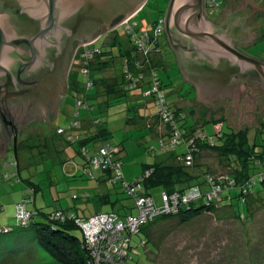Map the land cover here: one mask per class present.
<instances>
[{
  "label": "rangeland",
  "instance_id": "rangeland-1",
  "mask_svg": "<svg viewBox=\"0 0 264 264\" xmlns=\"http://www.w3.org/2000/svg\"><path fill=\"white\" fill-rule=\"evenodd\" d=\"M169 1L149 0L139 13L135 14L133 21L152 27L153 23L165 16ZM224 2L225 10L229 11L234 10L242 0H225ZM258 2H261L264 7V0H257ZM220 17L218 24L223 23L226 14L223 12ZM250 19L248 28L253 27L261 35L259 31L264 30V10L258 11L256 16ZM113 32L101 36L98 41L91 44V47H97L104 52H114V62L105 70L107 76H101V78L108 79V76L115 78L116 89L119 90L122 88L123 56L118 43L128 48V38L120 27ZM111 43H115L114 46ZM241 48L248 55L264 60V41L251 48L247 46H241ZM162 53L166 69L160 70L159 73L164 84H168V91H171L168 96L171 104L176 103L177 106H182L179 104L180 100L186 103L190 111V121L199 120L205 123V129L209 133L215 132L216 123L222 126L223 134L234 130L236 134L246 135L247 143L239 145L246 152H249L248 146L253 143L254 138L258 141V145H263L264 149V90L250 88L252 93H256L260 106L247 114H252V117L239 120L236 118L238 109L233 107L230 101H216L213 105L197 102L196 92L189 93L188 90L193 88L182 82L175 55L170 47L163 46ZM157 59L158 57L155 58ZM72 62L70 73L72 71L73 76H77L81 88L85 89L86 77L80 72H75L78 64L76 62L75 67ZM94 73H91L92 76ZM68 82L69 79H67ZM180 87H183L181 91H179ZM70 88V86L67 88L68 96L61 105L60 113L52 121L46 124H26L27 127L22 130L23 134L17 138L16 157L13 150L6 157L0 154V185L5 186L1 200L7 201L9 208L11 205L15 208L13 203H16L15 201L23 192L26 194L25 197H31L32 194L29 195L26 191L34 185L38 191L35 195L36 202L28 205L31 211L38 209L50 213L57 209H64L87 218L98 212L97 202L84 197L83 192L87 193V190H83V187L85 185L92 187L96 181L84 174L85 161L80 154V145L77 143L69 147L59 139V134L56 133L58 128L67 129L72 120L74 99L69 91ZM89 93L91 97L93 94L98 95L99 92L96 88L91 89ZM84 95L81 93L80 96L84 97ZM99 96L100 102L105 100L110 102L103 113H100L99 106H95L93 115L100 118L101 126L109 130V142L123 150L122 156L127 167L137 173L142 171L143 166L153 165L156 159H160L158 140L150 127L155 123L153 118L157 115L154 104L135 96L133 92L123 95L114 93L109 96V99H107L108 95ZM90 99L92 101L93 98ZM97 102L95 99L92 101L94 104ZM86 115V112L82 111L83 119H89ZM42 135L47 144L46 148L40 145L42 143L39 138ZM239 139L243 138L240 136ZM237 142L240 141L237 140ZM101 144L97 142L95 145ZM151 147H154L153 151L150 150ZM85 148L89 149V145ZM262 148L257 147V150ZM203 154L201 171L209 170L217 175L231 173V164L221 160L217 153H209V157H207L208 153ZM74 163L81 165V171L78 172L77 167L69 169L74 166ZM262 190V186L256 187L257 192ZM162 192V187L152 189L153 199L159 207L163 205ZM236 192L233 191L232 194L235 195ZM74 195L80 198L74 200ZM129 200H125L124 204H130ZM233 204L232 208L225 206L227 205L225 202L223 204L225 207H219L216 212L203 214L185 224L181 223L178 217L160 220L151 225L148 230L133 235L131 238L133 249L130 251L132 259L128 264H264V192L250 199L246 217L237 214L246 213V206L239 204L236 200ZM1 205L3 203L0 202V230L9 226L14 229L11 235L22 232L25 237L20 243H17L19 242L17 240L6 242L4 240L6 235L0 234V264H56L52 257L38 245L32 229L16 227L18 224L15 218L16 210L13 214L10 210H2ZM116 209L120 215L125 213L121 207ZM102 210L112 211L111 205L104 204ZM134 213L136 214L135 210ZM35 219L39 223L48 222L42 215H37ZM73 232L83 237L81 230L73 229ZM4 251L9 255H6ZM23 251L29 252L20 253ZM3 253L7 259L6 262L1 256Z\"/></svg>",
  "mask_w": 264,
  "mask_h": 264
},
{
  "label": "water",
  "instance_id": "water-1",
  "mask_svg": "<svg viewBox=\"0 0 264 264\" xmlns=\"http://www.w3.org/2000/svg\"><path fill=\"white\" fill-rule=\"evenodd\" d=\"M148 1L0 0V154L16 120L47 116L65 98L76 43H93L101 28L115 30ZM204 7V0H170L165 32L197 102L231 99L236 108L251 87L264 90V61L237 46L252 42L247 19L263 9L243 0L216 24ZM13 145L16 153L17 138Z\"/></svg>",
  "mask_w": 264,
  "mask_h": 264
},
{
  "label": "trees",
  "instance_id": "trees-1",
  "mask_svg": "<svg viewBox=\"0 0 264 264\" xmlns=\"http://www.w3.org/2000/svg\"><path fill=\"white\" fill-rule=\"evenodd\" d=\"M158 22V21H157ZM155 22V23H157ZM154 24V23H153ZM143 25V24H142ZM145 29H151L152 27L143 25ZM122 30L123 27H120ZM124 32V30H123ZM114 33V32H112ZM127 36V33L124 32ZM164 37V32H163ZM161 39V46L163 48V41L164 38ZM114 38H116L114 36ZM117 40V39H116ZM115 40V41H116ZM114 44L115 43H111ZM121 47V55L122 62L125 58L132 59V48L130 46L129 40H128V48H124L120 43H118ZM80 46L79 43H76L75 49H77ZM110 46V45H109ZM98 49L97 47H95ZM100 54L96 55L94 60H92L89 63V70L90 75L87 77L84 74L85 78V84L86 88L82 89L81 84L77 79V76H73V72L71 71V75L69 78V86L71 96L74 99V112L72 116L71 123L67 129L58 128L56 130V133L58 134L59 130H62L63 133L59 134V139L63 140L64 143H66L69 147L73 144H79L81 147L80 154L82 155L84 161H85V169L88 170L85 172V175L91 179V180H97V178L94 175V171L101 172L103 174V177H106L107 183L116 189H119L120 192L123 195H126L128 199H132L134 202V207L136 209L137 214V208H136V201L138 197H145V198H151L152 196V189L155 187H162L163 192L162 194L166 193L168 195L173 194H179L181 197L188 195L191 192H198L199 197L192 203L188 205H184L179 209V212L175 215L171 216H163L156 220L154 223L143 227L139 233H141L144 230H148L151 225L156 224L160 220H165L167 218H173L178 217L180 222L185 224L188 222H191L195 218L203 215V214H212L217 211L219 207H234V200H236L239 204L246 206V213L239 212L237 214L241 215L242 217H246L249 210V202L252 197L256 198L261 193L264 192V149L262 148L263 145H258V141L254 138V141L252 144H249V152L244 151L242 148L239 147V145L243 143H247L246 135L236 134L234 130L231 133H222V129L220 125L215 123V132L209 133L205 129V123L203 125L198 124H192V125H186L188 115L181 109L174 108L173 104L169 101V92L168 91V84H164L162 79L160 78V70H165V66L163 62H153L152 67L150 69H154L153 71L157 72L158 78L161 82L160 87L164 91L166 95V101L168 104L169 111L171 112V115L174 116V122L177 124V126L180 128V130L184 131V134L179 138V144L172 145L173 135H170V124L166 125V123L163 122V120L160 117V112L158 110V107L156 105V98L154 96L145 97L144 94L148 91L149 87L148 84L145 83L141 86H139L138 89L134 91H127L125 87V81L123 76V63H122V88L118 90V92H115L114 89L117 88V83L110 79H100L95 74L96 72L100 71V69L109 68L112 66L114 62V58L112 56V53L109 54L107 52H104L100 49ZM76 51V50H75ZM163 57V56H162ZM104 58H106L104 60ZM161 64V65H160ZM75 72H80L79 68L76 67ZM93 76L91 73H93ZM81 74V72H80ZM93 84V89H98V95L93 94L90 96V89L87 90V83ZM144 86L146 89H144ZM100 87L107 88L106 91H100ZM141 91V96L146 101L152 102L157 110L156 118L161 122V124L168 127V131L166 134V137L159 139L158 141V152L163 155H167V160L155 162L153 165L148 166L144 169V172L142 175L135 179L134 181H138L140 179H143L145 177L146 173H149L152 171L151 175L147 178H144L141 182V190L136 194H130L129 190H127L125 187H122L121 182H116L114 180V172L112 170L114 164L113 163H122V172L124 167V162L121 157L122 150H118V147H114L110 142V132L107 128L101 126V119L93 115V112L95 110V106H99L100 113H103L110 102V100H105L104 102L99 100V95H108L112 96L114 93L117 94L121 92L119 95L132 93ZM113 92V93H111ZM81 93H84V97H81ZM105 93V94H104ZM92 101L95 99L98 101L97 103H92ZM83 102L87 108L82 109V106H77L78 102ZM82 111L87 112L88 114H91V120L90 125L88 128L93 127V133H86L84 129L82 120ZM184 115V118L181 116ZM77 123L78 125H75L74 123ZM101 126V127H100ZM218 126V127H217ZM200 133V137H196V135ZM71 135L72 139H69L68 136ZM242 137L243 139H239V137ZM238 138V139H237ZM240 141L239 143L237 142ZM101 142L102 144L98 147H94L95 143ZM212 143H215V145H212ZM220 143V144H219ZM89 145V149H86L85 146ZM109 146L113 151V160L114 162L109 163L106 167L103 165L100 166L99 169H95L92 165V161L95 158H99V149L103 146ZM18 146V144H17ZM257 147H261V150H257ZM86 149L87 153H84L83 150ZM15 152L14 145H12L11 148ZM194 150L193 153V162L191 164H188L187 161V155L189 150ZM11 150V151H12ZM116 150V152H114ZM151 151L154 150V147L150 148ZM203 151H211L214 153H217L220 157V159L223 161L228 162L231 164L230 168L231 173L227 172L226 175L229 180H226L222 185L223 188V195L221 198V201L215 200V198L210 199V195L213 192V185L212 183L215 181L218 183V177L220 176L212 173V171H201V166L197 163L198 160H200L201 153ZM16 153H17V147H16ZM15 153V157L17 154ZM106 160V158H105ZM116 161V162H115ZM111 165V166H110ZM124 174V173H123ZM16 175V174H15ZM212 179V181H211ZM126 181L133 183L134 181H129L125 178ZM197 181V183H195ZM229 181H233L231 185H228ZM220 182V181H219ZM221 183V182H220ZM262 186L263 190L261 192L256 191L257 186ZM32 187L29 188L26 193L31 195V197H25L20 202H18L15 205L16 215L15 218L17 220V207L21 204H25L26 210L31 212L33 222L29 224L26 227L20 226L17 224L16 227L23 228V229H32L35 232L36 240L38 245L44 249L55 261L56 264H90L91 262V254L90 251L86 248L84 234L82 230L75 224L73 219H65L62 220L60 218H56L54 213L62 212L63 214L70 215L73 214L76 217L87 220L90 217H81L77 214H75L73 211L64 210V209H57L50 213H45L41 210H34L31 211L28 208V205L31 202H35V195L37 190V187L34 185H31ZM151 191V192H150ZM233 191H237L235 195L232 194ZM226 193V194H225ZM162 194H161V202H162ZM86 195L90 196V193H86ZM78 195L74 196V200L78 199ZM154 200V199H153ZM29 202V203H28ZM155 202V201H154ZM227 203V205H223L224 203ZM156 204V203H155ZM197 204V205H196ZM157 205V204H156ZM99 213H115L121 218H126L128 216L136 215V214H129L125 216H121L116 212H97L92 216H95ZM54 214V215H53ZM37 215H42L47 219V223H39L36 221L35 217ZM55 217H53V216ZM91 216V217H92ZM53 217V218H52ZM73 229H79L81 230L83 237H80L79 235H76L73 232ZM12 227H6L4 229L0 230V234H10L13 232ZM138 233V234H139ZM137 235V234H135ZM133 236V235H132ZM131 236V238H132ZM131 238L129 242V249H128V256L126 259L125 264H128V262L132 259L130 255V251L133 249L131 246ZM20 243V242H18ZM25 250V248H24ZM11 251V250H10ZM9 251V252H10ZM5 252V251H4ZM13 252V251H12ZM24 252V251H23ZM20 252L22 254H25L26 252ZM7 253V252H5ZM6 255H9L8 253ZM12 255V254H11ZM1 256H3L5 262V254L3 253ZM13 258V257H12Z\"/></svg>",
  "mask_w": 264,
  "mask_h": 264
},
{
  "label": "built area",
  "instance_id": "built-area-1",
  "mask_svg": "<svg viewBox=\"0 0 264 264\" xmlns=\"http://www.w3.org/2000/svg\"><path fill=\"white\" fill-rule=\"evenodd\" d=\"M222 5L223 0H206V16L209 19L213 17L222 8ZM134 16L121 25L124 28V32L127 33V38L133 50L132 59L127 57L122 62L125 87L127 91H134L139 86L145 83L148 84L149 89L144 96H154L156 98L155 101L161 119L166 125L170 124V135H173L172 145L179 144V138L184 134V131L180 130L173 120L174 116L169 111L166 95L160 87L161 82L157 72L153 71L154 69H150L153 62H156L155 58L163 56L161 39L163 37L165 19L164 17L161 18L149 30L145 29L141 23L133 21ZM94 43L79 46L76 49L72 62L75 67L77 62L79 71L87 77L90 75L89 63L94 60L96 55L101 53L98 49L91 47V44ZM92 88L93 84L88 82L87 90H91ZM77 106H82V109L87 108L81 101L78 102ZM181 117L184 118V115ZM74 124L78 125L76 122ZM62 133V130L58 131V134ZM200 136V133L196 135V137ZM68 138L72 139L71 135ZM212 145H215V143H212ZM112 151L107 145L101 147L99 149V158H95L91 162L93 167L99 169L102 165L106 167L109 163L114 162ZM83 152L87 153L86 149ZM193 153L194 150L192 149L188 151V164L193 162ZM113 164L114 180L121 182L122 187H125L133 195H136L141 190L142 180L149 177L152 173V171L146 173L143 179L130 183L125 180L122 172V163ZM226 180H229L227 176L220 174L218 183L215 181L212 183L213 192L210 195V199L215 198L218 202L221 201L224 191L220 184H223ZM232 183L233 181H229L228 185ZM198 197L199 193L196 191L182 197L179 194L168 195L164 193L162 194L163 205L161 207L157 206L151 198L138 197L136 201L137 214L126 218H121L115 213H99L87 220L80 219L73 214L67 215L66 213L65 215L62 212L54 214L56 218L62 220L73 219L75 224L82 230L86 248L91 254L90 264H125L132 235L138 234L143 227L154 223L163 216L177 214L182 206L194 202ZM32 215L31 212L26 210L25 204L19 205L17 207L18 225L26 227L31 224L33 222Z\"/></svg>",
  "mask_w": 264,
  "mask_h": 264
},
{
  "label": "crops",
  "instance_id": "crops-1",
  "mask_svg": "<svg viewBox=\"0 0 264 264\" xmlns=\"http://www.w3.org/2000/svg\"><path fill=\"white\" fill-rule=\"evenodd\" d=\"M225 0H223V3H224V5H222V8L213 16V17H210V20L211 21H214L215 20V22L218 24V20H220V16L223 14V12L226 14V18H225V20L224 21H227V15H228V10H225V7H226V4H225V2H224ZM243 1V0H242ZM254 1V0H253ZM255 2V5L256 6H258L257 5V0H255L254 1ZM242 3V2H241ZM241 3L240 4H238V5H236V7H235V9L234 10H232V9H230L229 11L231 12V13H235L236 11H239L238 9L239 8H237L238 6H240L241 5ZM225 10V11H224ZM139 13V12H138ZM258 12H255L251 17H255L256 16V14H257ZM217 14H219L218 16H216ZM250 17V18H251ZM247 19V23H246V26H248V22H250L251 21V19ZM223 21V22H224ZM247 29L248 30H250V33L252 34V42H248V43H245V42H243L241 45L242 46H247V48H251V47H254V46H256L257 44H261V42H263L264 41V30H260L259 32L261 33V35H259V33H257V30H255L253 27H250V28H248L247 27ZM262 31V32H261ZM110 34V33H109ZM106 35V34H105ZM99 38L100 37H98V39L96 40V41H98L99 40ZM96 41H94V42H96ZM107 43H108V40H107ZM163 46H165V44H164V42H163ZM111 48H113V46H110ZM129 49V48H128ZM113 51V50H112ZM108 54L110 53V52H107ZM113 55V57H114V52H111ZM256 57V56H255ZM257 58V57H256ZM106 58H104V60H105ZM259 59V58H258ZM260 60H262V59H260ZM157 61L160 63V62H163V57H161V58H158L157 59ZM264 61V60H263ZM161 65V64H160ZM107 68H104V69H100V71L99 72H96V76L98 77V78H100V79H105V78H101V76H107L106 75V70ZM71 75V74H70ZM108 79H110V80H112V81H114L115 80V82L117 83V80L115 79V78H112V77H110V76H108ZM114 79V80H113ZM181 86V85H180ZM182 88L183 87H180V90L179 91H181L182 90ZM106 89L107 88H103V87H100V91H106ZM144 89H146V87L144 86ZM116 90V91H115ZM192 91H190V90H188L189 91V93H191V92H195V90H193V89H191ZM114 91L115 92H118V89H114ZM173 92H175V91H173ZM173 92L171 93V94H173ZM111 93H113V92H111ZM121 92H119V93H117V94H120ZM134 94H135V96H137V97H142L141 96V91H137L136 93L135 92H133ZM105 94V93H104ZM179 98H182V97H180L179 96ZM228 101H230L231 103H232V100L231 99H227ZM179 104L180 105H182V106H177V104L176 103H173V106H174V108H176V109H181V110H183L185 113H187V115H188V119H187V123H186V125H192V124H198V126L199 125H203V123H201L199 120H195V121H193V120H191L190 121V118H191V116H190V111H188L189 110V108L186 106V103H184V102H182V100H180V102H179ZM62 105V104H61ZM61 105H60V107H59V111H58V114L60 113V111H61ZM86 116H89V119H83L82 118V120L84 121V123H83V126H84V129H86V128H88V126L91 124L90 123V120H91V117H92V115L91 114H88L87 112H86ZM194 116V115H193ZM153 120L155 121V123L153 124V125H150V127H151V129L153 130V134L155 135V138H157V140L159 141V139H161V138H164V137H166V134H167V131H168V127L167 126H165V125H163V124H161V122L155 117V118H153ZM93 127H91V129H90V127L87 129V130H85V132L86 133H93ZM44 135H42L39 139L41 140V143L42 144H40L41 146H43V147H45L46 148V141H45V139H44V137H43ZM13 140L11 139L10 140V143L12 142ZM43 141V142H42ZM60 141V140H59ZM61 141H63V140H61ZM99 143V142H98ZM96 144V143H95ZM94 147H98V145L96 146V145H94ZM12 148V146L9 144L8 145V147H7V151L6 152H4V153H2V154H4V155H6L7 156V154L12 150L11 149ZM118 150L120 151V148L118 147ZM122 152H123V150H122ZM203 153H208L207 154V157H209L208 155H209V153H212V152H208V151H203L202 153H201V157H200V160H198V164L200 165V166H202V156H204V154ZM158 154H159V157H160V159H156V162H160V161H165V160H167L168 158H167V155H163V154H160L159 152H158ZM121 155V157H122V159H123V162H124V167H123V173H124V176H125V178L127 179V180H129V181H134L135 179H137V178H139L141 175H142V173L144 172V169L145 168H147L148 166H143L142 167V171H139V172H137V173H134L133 171H132V169L130 168V167H127V165H126V163H125V161H124V158H123V156H122V153L120 154ZM158 157V156H157ZM168 161V160H167ZM80 166L81 165H79V164H77V163H74V166L73 167H69V169H75L76 167H77V170H78V172L79 171H81V168H80ZM150 166V165H149ZM79 167V168H78ZM86 171H88V170H86V169H84V174H85V172ZM67 172L68 173H70L71 174V172L69 171V170H67ZM94 175H95V177L97 178V180H94V181H96V183L94 184V185H92V187H88V185H85L83 188V190H87V194L88 193H90V196L88 195H86V191H84L83 193H85V195H84V197H87L86 199H94V201L95 202H97V205H99V207H98V212H104L103 210H102V208H103V205L104 204H110L111 205V208H112V211H109V212H116V213H118L117 212V209H116V207L118 208H123L124 209V214L122 215L121 214V216H125V215H129V214H135L134 213V210L136 211V209H135V207H134V202H133V200L132 199H130L129 201H130V204H124V201L125 200H128V198H127V196L126 195H123L121 192H120V190L119 189H116L115 187H113V186H111V185H109L108 183H107V179H106V177H103V174L101 173V172H97V173H95L94 172ZM5 188V186L4 185H0V189H1V192H0V202L1 203H3V205H1V208H2V210H5V211H8V210H10L13 214H14V212H15V208H13V205H11L10 206V208L7 206V201H2L1 200V198H2V195L4 194L3 193V189ZM151 192V191H150ZM25 193L23 192V194L21 195H19V198H17V201H15L16 203H13V204H17L18 202H20L23 198H25ZM75 196V195H74ZM80 197H78V199H79ZM78 199H76V200H78ZM35 202H36V199H35ZM34 202V203H35ZM15 205H14V207H15ZM35 206H36V204H35ZM30 210V209H29ZM118 210H120V209H118ZM10 213V212H9ZM8 213V214H9ZM119 215H120V213H118ZM4 220H6L5 218H4ZM9 227V226H8ZM6 236H4V240L6 241V242H10V241H13V240H17V241H19V242H21V241H23V239H24V234L22 233V232H19V233H13L12 235L11 234H5ZM18 243V242H17Z\"/></svg>",
  "mask_w": 264,
  "mask_h": 264
},
{
  "label": "flooded vegetation",
  "instance_id": "flooded-vegetation-1",
  "mask_svg": "<svg viewBox=\"0 0 264 264\" xmlns=\"http://www.w3.org/2000/svg\"><path fill=\"white\" fill-rule=\"evenodd\" d=\"M205 1L206 0H204V5H205ZM257 5L260 6L264 10V7L262 6V3L261 2H258ZM165 16H166V12H165ZM165 16H164V19H165ZM121 25H122V23L115 30H117L119 27H121ZM115 30H113V31H115ZM113 31H108V30H105L104 28H101V31L98 32L97 35L99 36V35H103V34H108V33H112ZM105 32H107V33H105ZM163 38H164V41L163 42H164L165 46L166 45L169 46L170 49H171V51L175 55L176 64H177V67H178L179 74H180V76L182 78V82L185 83V84H187L188 86H190V88H193L195 90L196 94L198 95L197 87L190 80H188L184 76V74L181 72V70H180V60L178 59L177 54H175V52L173 51V49L171 48V46L169 44V40H168V37H167L166 32H165V23H164V37ZM237 46H238V48L241 51L244 50V49L241 48L242 45L237 44ZM70 74L71 73H70V70H69L68 79L70 78ZM68 87H69V82L67 83V88ZM251 88H254V87H251ZM259 89H261V88H259ZM189 90L192 91L191 89H189ZM67 96H68V92L66 90L65 91V98L56 107L57 109H53L52 107H50L49 114H47V116H44V117H42L40 115H33V116H31V119H30V121L27 124L28 125H32L33 123L46 124V123H49L50 121H52L57 116L58 111H59V107L63 103V101L66 99ZM198 99H199V97H198ZM217 101L226 102L228 100L227 99H224V100L223 99H219ZM214 103H211V105L214 104ZM231 105H233V103H231ZM257 106H260V102H259V100L257 98V95H256V93H252L250 91V89H249V92H246L244 95H242L240 104L238 105V107H236L238 109V113L236 114V118L239 119V120H241V118L243 119L244 117H252V114H250V115H247V114L248 113H252ZM25 127H27V125H26V122H23V120L22 121L16 120L14 122V124L11 126L12 129L11 130L9 129V132L11 133V136L10 137H12V140H13L11 142V146L13 145L14 140L16 138H18L20 135L23 134L22 133L23 132L22 130ZM1 155L4 156V154H1ZM5 157H6V155H5Z\"/></svg>",
  "mask_w": 264,
  "mask_h": 264
}]
</instances>
